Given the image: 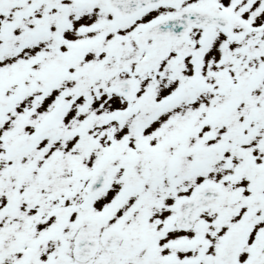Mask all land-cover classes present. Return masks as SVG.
I'll return each mask as SVG.
<instances>
[{"label":"snow or ice","instance_id":"1","mask_svg":"<svg viewBox=\"0 0 264 264\" xmlns=\"http://www.w3.org/2000/svg\"><path fill=\"white\" fill-rule=\"evenodd\" d=\"M0 264H264V0H0Z\"/></svg>","mask_w":264,"mask_h":264}]
</instances>
